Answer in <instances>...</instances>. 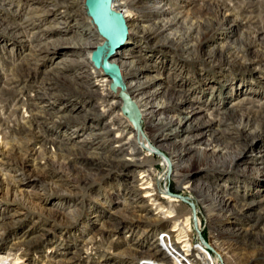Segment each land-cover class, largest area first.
<instances>
[{"label": "rangeland", "instance_id": "obj_1", "mask_svg": "<svg viewBox=\"0 0 264 264\" xmlns=\"http://www.w3.org/2000/svg\"><path fill=\"white\" fill-rule=\"evenodd\" d=\"M67 2L0 0V264H129L130 251L144 252L155 233L180 223L164 214L188 222L192 212L166 196L161 177L186 134L159 146L138 108V122L129 121L128 103L101 117L107 106L88 82L103 73L92 74L89 53L71 52L78 44L66 41L98 32L81 5ZM126 8L141 26H127L120 49L128 61L147 62L148 75L169 93L162 100L173 96L164 114L184 117L195 106L203 124L189 134L199 142L182 152L176 176L170 169L171 191L194 203L203 238L226 248L221 264H264V0H127ZM174 15L171 29L153 38L152 21ZM34 48L41 53L32 56ZM38 91L51 95L37 99ZM181 95L187 107L176 104ZM133 131L139 137L125 150L137 161L130 164L112 146ZM33 135L46 148L30 142ZM153 189L161 205L141 202ZM214 195L231 205L222 209ZM150 208L162 219L141 222L131 214Z\"/></svg>", "mask_w": 264, "mask_h": 264}, {"label": "bare ground", "instance_id": "obj_2", "mask_svg": "<svg viewBox=\"0 0 264 264\" xmlns=\"http://www.w3.org/2000/svg\"><path fill=\"white\" fill-rule=\"evenodd\" d=\"M67 1H68L67 4L71 3V4H75V5L77 4V6L81 5V7H82L81 9L84 10V8H83L84 0H67ZM126 6H127V0H113V2H112V8L116 12H120L122 14V17L126 21L127 26H139V25L141 26V24H140L141 19L139 18L137 13H133L132 11L128 10L126 8ZM75 11H76V9H75ZM72 12H73V10H72ZM162 12L157 11V14H161ZM177 20H178V17L176 15H174L169 20H161V18H160V21H157V20H156L157 22L152 21L153 22L151 25L152 28H154V26L157 28L155 30L152 29V31L150 30L151 36L154 38V35H156L158 33L167 32L169 29H171L172 24L176 23ZM147 28H149V26H147ZM191 29L193 30V27ZM198 29L199 28L197 27V30ZM98 36L100 37L99 41H98V39L96 41H94V39L97 38ZM189 36L182 38V40H188ZM85 38H87V40H84V39L81 40L78 38H73V39H70L72 41H69L68 39L66 41L69 43L75 42L78 44V47L75 46L74 49L70 50L71 52H74V53L76 52L78 54V52L87 51L89 53V55L87 57L88 62L85 63V66L89 67V69L93 70L92 74L94 72L97 73V71H100V70L98 68H96L91 63V55H92V51L96 47L101 46L103 44V39L101 38L100 35H98V33L96 34L94 32H92V34L88 33ZM55 42L56 41H51L50 45L54 44ZM126 43H128L127 40L121 48L126 47ZM38 52L41 53L40 49L34 48V50H32V52H31V55L37 56ZM63 62L66 63V60L58 61V62H56V64L57 63L64 64ZM109 62L111 64L117 66V68L119 69V72L121 73V78L123 77V79H125V81H126V89H123V90H124L126 97L129 100V102H127L128 103V106H127L128 111H130L132 108H134V107H130L129 104L134 103L133 104V105H135L134 109L138 108L142 114V117L149 124L150 132L152 133L151 139L153 140V142L157 143L159 146H164V145H167L166 142L169 139L177 137L183 133L186 134L185 139L183 141H181L179 144L181 151H179V152L169 151L171 156L169 157L170 160L167 161L168 165L170 166V167L168 166V176L170 175V169H172L173 175L176 176V173H177L176 167H179V163H180V161H182L184 153L189 151L190 148L196 142H199L198 138H197V137H199L198 136L199 134L189 135V134H192V132H193V130H195V128H199L201 125H203L202 123H200L202 121H200L201 118L199 116L198 108L193 106L194 108L188 110L186 115L184 117H180V118H178L176 115L164 114L163 109L168 108V106H170L172 103H175V102H174V100H172L173 96H171V99H169V100L168 99L162 100V98L165 99V97L168 93L167 89L162 88V84L159 82V77L157 75H154V74L148 75L149 72H148V68H147L148 66L146 65L147 62L144 63V60L139 58V57H137V58L133 57L132 61H128V57H126V54L123 53L122 49L117 50L115 52V56H113L111 58V60H109ZM57 67H59V66H57ZM80 69H82V68H80ZM80 71H81L80 75L85 74V70L82 69ZM100 72L103 73L102 71H100ZM77 77H80V76H77ZM92 77L93 78L91 79V82H88V84H91V86L92 85L97 86V88H99V90L101 92V96H102L101 99L105 102V104L107 106V109L101 114V117H102V116H104L105 113L109 112L110 109H114V108L118 107L122 103V98L120 96H118L119 94L115 93L112 90V88H111V81L112 80L110 79V77L108 75H105L103 73V76L100 78L99 76H96L93 74ZM80 78H83V77H80ZM155 83H156V86H154ZM47 95L50 96L51 94L42 93V92L38 91L36 97L38 99L40 96H47ZM158 98H159V100H158ZM155 99H157V100L154 102ZM185 100H186L185 97L182 96L181 99H179L176 104L177 105L179 104V107L186 106ZM33 102H34V100H33ZM61 108H63V107H61ZM127 108H125V109H127ZM99 114H98V116H99ZM194 120L196 122V126L191 125V122H193ZM29 133H32V132H29ZM137 133L138 132L133 131L130 134V136L127 138H124V136L123 137L122 136L117 137L118 140L115 142L116 144L112 146V150H115L117 152H123V156L120 159H121V161H124L125 163L132 164V163L137 161L136 154L134 152L125 150L126 147L128 145H130V143L133 140H135V142H136V137L138 136ZM30 140L37 142V143H40L41 144L40 146L45 147V148L48 144V143L44 142L41 139V137H39V136L36 137L33 135L29 139V141ZM59 145H61V144H59ZM56 149H59V147ZM30 150L32 151V155H35V157L37 155H39V153H40V150H37L34 147H31ZM182 152H184V153L182 154ZM96 158H98V156H96ZM184 167L186 168V166H184ZM145 177H148V175L142 176V178H145ZM189 180H190V178L187 177L188 182H189ZM187 184H189V183H187ZM149 187L150 186H145L143 188L141 187L140 189L141 190H147V189H149ZM157 195L158 194L155 192L154 189L150 190L145 195L141 196V198H142L141 202H144L145 201L144 199L146 198V200L157 202V203H153L152 204L153 206L154 205H161L160 202H158V200L156 199ZM216 195H214V196H216ZM173 197L174 196H172V199L174 201H175V199L176 200L178 199V198H173ZM216 198H217L218 202L217 201H214V202L218 203L219 206H222V209L223 208L227 209L231 205V200L229 198H225L224 195L223 196H216ZM139 200H140V198H139ZM188 200L190 201L189 197H188ZM190 202H192V201H190ZM194 207H196V206L194 205ZM139 208H140V206H139ZM127 210H128V207H125L124 209H121L120 212H126ZM164 211L165 210L163 209V211H161V212H164ZM166 211H167V209H166ZM191 211L192 210L190 209V212ZM137 212L138 213H132L131 212V214L134 217H138V219H140V220H145V221L154 220L155 221V220H161L162 219L160 217L159 213H153L154 217L152 216V208L147 209L145 211L137 210ZM148 212H150V213H148ZM194 213L196 215V218L198 219V216L196 214V208H195ZM192 215L193 214L191 212L189 214V217ZM207 216H208V219H210L212 215H211V213L207 212ZM163 217L173 218V217H186V216L179 215L178 213H176L174 215L170 213V215L164 214ZM197 223H196V225H197ZM191 229H192L191 225H187V226L184 225L182 227L181 223H177L176 227H174V228L167 227L165 229L160 230L158 233H155V235L151 239V241L148 242L147 246L143 250L144 252H141L139 250H134L135 252L130 251V253L133 254L132 255L133 258H130L127 262L129 264H206L202 259L199 258V255L197 252V242L195 240V234H194V232L191 233V231H192ZM145 231L148 232V234H150V233L154 232V228H151V229L148 228ZM177 232H178V239L181 243L180 248L178 246V242H176V233ZM181 232L186 233L182 238L179 237V234ZM200 233H201V241L205 245V251H206V249L212 250L211 257L216 259L219 264H221V262L224 258L226 260L229 259V256H227L228 252L226 251V248L223 247L222 243L218 242L217 238H213L209 242H207L203 238L202 232H201V225H200ZM146 239H147V237H146ZM128 249H130V248H128ZM207 254H208V252H207Z\"/></svg>", "mask_w": 264, "mask_h": 264}, {"label": "water", "instance_id": "obj_3", "mask_svg": "<svg viewBox=\"0 0 264 264\" xmlns=\"http://www.w3.org/2000/svg\"><path fill=\"white\" fill-rule=\"evenodd\" d=\"M112 2L113 0H84L83 2L86 17L90 20L92 27H94L103 39V44L92 51L91 63L105 75L110 77L112 80V90L119 94L118 96L122 98L124 104H127L129 100L123 90L124 85L122 83L121 73L117 66L111 64L109 60H111L115 52L125 44L129 33L126 21L120 12H116L112 8ZM126 115L129 121L132 122L133 119L134 121L137 119L138 122L136 116L137 111L134 108L130 111H126ZM155 152L158 154L160 153L157 150H155ZM169 195L187 203L192 210L193 220L195 221L194 204L190 202L187 197L172 193ZM194 227L196 229L195 223Z\"/></svg>", "mask_w": 264, "mask_h": 264}, {"label": "built area", "instance_id": "obj_4", "mask_svg": "<svg viewBox=\"0 0 264 264\" xmlns=\"http://www.w3.org/2000/svg\"><path fill=\"white\" fill-rule=\"evenodd\" d=\"M153 156H154V154H153ZM155 164H153L152 166H154ZM161 177H162V181H163V189H164V192H165L166 196L169 197V196H171V195H169L170 193H172V194H174V193L170 189V180H171V178H170V176H168V167H166V168L164 167V170H163V173H162V176ZM177 195H181V196L184 197V195H182L181 193L180 194H177ZM185 197H187V196H185ZM178 203H180L181 206L183 205V206L188 207V209L190 211V206L187 203H184V202H182L180 200V202H177L175 204L178 206ZM180 209H183V208L182 207H178V210L179 211H180ZM174 218H176L182 224V227L184 225H191L192 226V232H194V234H195V240L197 242V252H198L199 258L202 259L206 264H219L216 259H214L211 256H208L207 252L205 251V245L201 241V233H200L201 220H200V217L198 216V219H197L196 218V215H195V221H194L193 220V215H192V216L189 217L188 222H185L186 219L184 217H174ZM141 222H144V220H141ZM194 223H195V225L197 223L196 229L194 227ZM176 242H178V246L180 248L181 243H180V241L178 239V232L176 233ZM118 243H119V241H118ZM107 244H110V243H107ZM119 245L121 246L120 243H119ZM81 247H83V245ZM121 247H120L118 253H115L117 256H119V254H120ZM111 248H112V246H111ZM92 250H93V248H91V249H84L83 256L88 255V254H92ZM113 251H114V249L112 248V252ZM100 255H102V249H100Z\"/></svg>", "mask_w": 264, "mask_h": 264}]
</instances>
